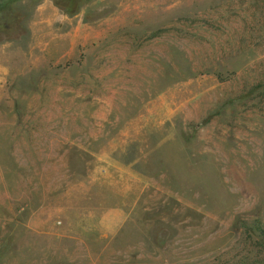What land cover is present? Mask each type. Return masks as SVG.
I'll return each instance as SVG.
<instances>
[{"label": "rangeland", "instance_id": "1", "mask_svg": "<svg viewBox=\"0 0 264 264\" xmlns=\"http://www.w3.org/2000/svg\"><path fill=\"white\" fill-rule=\"evenodd\" d=\"M0 4V264H264V0Z\"/></svg>", "mask_w": 264, "mask_h": 264}, {"label": "trees", "instance_id": "2", "mask_svg": "<svg viewBox=\"0 0 264 264\" xmlns=\"http://www.w3.org/2000/svg\"><path fill=\"white\" fill-rule=\"evenodd\" d=\"M0 6H1V4H0ZM5 7V6H4ZM6 23H4V25H2V28H6V29H9L10 27H8L7 25H5ZM0 26H1V24H0ZM4 26V27H3Z\"/></svg>", "mask_w": 264, "mask_h": 264}]
</instances>
